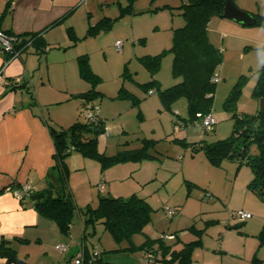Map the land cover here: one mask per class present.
Returning <instances> with one entry per match:
<instances>
[{
  "label": "rangeland",
  "instance_id": "374dc122",
  "mask_svg": "<svg viewBox=\"0 0 264 264\" xmlns=\"http://www.w3.org/2000/svg\"><path fill=\"white\" fill-rule=\"evenodd\" d=\"M233 1L253 15H264V0ZM128 5L129 10L122 14L121 7ZM74 11L66 26L73 24L76 36L67 43L73 46L69 48L62 43L67 50L66 59L60 58L64 53L61 50H52L49 56L52 87L43 89H47L52 103L40 107L43 116L60 122L51 121L54 128H67L74 122L85 121L90 108H98L105 129L98 136L97 147L107 156L139 148L143 139L153 141L148 147L151 156L127 159L107 167L97 158L78 153L81 169L69 176L76 206H95L98 195L123 198L136 195L150 205L151 221L143 232L133 235L135 244H140L147 236L173 234L172 240H165L175 243L176 248L195 239L201 240L202 244L192 252L191 264H264V243L260 239V232L264 230V197L248 188L253 176L250 166L239 165L235 158H225L219 166H214L203 150H194L191 145L202 139L212 142L230 136L235 119L224 102L237 84L236 113L255 114L260 109L264 95H257L254 90L259 77L264 75V27L240 24L217 15L208 22V38L220 49L222 61L216 69L219 81L211 108L216 124L214 130L204 132L196 121H188L187 127L176 129L175 119L188 116L185 98H179L167 109L157 92L144 91L140 86L152 78L157 79L162 88L180 80L172 74L170 52L161 56L160 68L154 75L139 58L158 54L171 46L173 29L184 24L181 0H82ZM103 17L111 19L107 27L89 34V27ZM117 40L122 43L120 50L116 47ZM81 54H87L90 67L98 76L94 83L98 93L89 100L80 96L68 100L65 92L83 93L91 88L90 82L77 76L76 56ZM36 75V79L42 76L47 83L43 66ZM121 88L137 97L138 104L131 98L119 97ZM72 112L74 117L70 116ZM249 153H258L255 143L250 145ZM104 172L113 176L114 191H99L97 182ZM74 183L78 184L79 192ZM185 199L188 202L183 211ZM166 204L175 206L178 213L169 216L164 209ZM244 205L250 207L253 217L245 222L231 218V212ZM95 229L96 234L88 238V244L92 241L99 255L103 252L113 261L121 260L122 264H146L144 251L124 250L129 243L116 242L101 223H96ZM220 240L224 241L222 247ZM112 260L106 264H115ZM97 261L98 258L95 264ZM153 264L175 263L155 260Z\"/></svg>",
  "mask_w": 264,
  "mask_h": 264
},
{
  "label": "trees",
  "instance_id": "16d2710c",
  "mask_svg": "<svg viewBox=\"0 0 264 264\" xmlns=\"http://www.w3.org/2000/svg\"><path fill=\"white\" fill-rule=\"evenodd\" d=\"M224 5L225 0H181L184 24L173 29L171 46L158 54L139 58L151 75H154L160 68L161 56L166 52L172 54V74L180 80L172 86L162 88L160 82L152 78L148 82L140 83V86L144 91L157 92L162 105L167 109H170L179 98H185L188 116L178 118L184 124H188V121L192 123L196 121L198 114L211 113L216 88V82L212 81V77L216 75L222 55L220 49L210 42L207 25L211 17L222 14ZM129 7L130 5L121 7V13L128 11ZM254 16L256 17L254 24L264 27V15ZM110 22V18L103 17L95 26L89 27L88 33L94 34L97 30L107 27ZM69 34L73 39L74 36L70 31ZM17 35L24 40L31 38L32 43L37 40L35 34ZM77 66L79 76L91 83L88 91L79 93L77 96L84 100L92 99L98 93L94 89L98 76L92 71L87 54L77 56ZM16 86H20V83L14 84L13 87ZM238 92L237 84L224 102L225 107L233 111L235 119L230 136L212 142L202 139L191 145L194 150H203L208 162L214 166H219L225 158H235L239 165L243 163L249 165L253 176L248 183V188L257 196L264 197V110L259 109L255 114L236 113L234 102ZM254 93L264 95V75L259 77ZM118 96L131 98L134 104L139 102L137 97L124 88L119 90ZM103 121L99 115L96 122L85 119L83 122H74L67 128H54L49 125L55 147L53 154L55 163L51 168L53 179L45 188L35 191L31 189V192L23 195L22 200L28 197L33 208L39 214L53 220L64 233H68L74 214L79 212L83 219L85 236L87 227L95 228L96 223H101L116 242L129 243L124 250L131 252L141 250L144 253L148 251L158 255L156 260L191 264L193 250L202 244L200 239L186 242L179 249L174 247L175 243H167L161 237L147 236L140 244L134 243L133 235L143 232L145 225L151 221V207L144 198L136 195L129 198L98 195L95 206L90 204L83 208L76 206L68 189L67 158L71 153L77 152L86 157L97 158L103 167L127 159L136 160L151 156L148 153V147L153 142L151 139H143L142 145L136 149L123 150L109 156L100 153L97 145L98 136L104 131ZM98 127L100 130L95 131ZM252 143H255L258 148V153L254 155L249 153ZM191 229H194V226H191ZM260 239L261 243H264V230L260 232ZM15 241L17 239L0 238V257L5 259L4 264H34L18 255L14 246ZM90 257L91 255L84 256L85 264ZM99 261L98 258L96 264H100Z\"/></svg>",
  "mask_w": 264,
  "mask_h": 264
},
{
  "label": "crops",
  "instance_id": "0c3cea01",
  "mask_svg": "<svg viewBox=\"0 0 264 264\" xmlns=\"http://www.w3.org/2000/svg\"><path fill=\"white\" fill-rule=\"evenodd\" d=\"M81 1L0 0L1 30L12 34L28 33V36H37L34 43L7 63L4 61L9 55L0 52V238L17 239L14 246L18 255L34 264H73V258L79 251L88 257L96 248L92 241L88 244V238L92 239L96 229L90 230V227H87L85 236L83 219L79 212L74 214L68 233H64L53 220L39 214L28 197L19 200L12 193L13 188H19L23 183L29 185L33 191L40 190L53 179L51 168L55 163V147L49 125H52L51 121L60 122L56 118L47 120L40 107L52 103L48 100L47 89H43L46 86L52 87L49 56L52 50H61L64 53L60 58L63 59L67 52L66 47L73 46L72 43L67 44L72 41L69 31L76 36L73 24L66 26ZM62 43L68 46L64 47ZM75 63L78 72L77 62ZM42 66L45 68L47 83L42 76L36 79V72L40 71ZM73 72L72 67L71 74ZM77 76L82 79L79 73ZM16 77H20V86L13 87V79ZM79 93L82 92H65V99L69 100ZM73 114L74 112L70 113V116L74 117ZM100 117L102 118V115ZM103 124L105 129L104 121ZM79 163L78 153L73 152L68 156L69 176L81 169ZM111 177L113 176L110 173L105 172L104 176L102 174L100 177L97 183L103 184L102 191L115 190L114 184L113 187L111 185V181H114ZM68 182V189L72 190V187H69L70 177ZM74 187L79 192L77 183H74ZM22 194L25 195L24 192ZM248 194L253 197L251 193ZM250 200L252 201L251 198ZM187 202V199L183 201V211ZM241 209L250 212L248 206L244 205ZM252 217L253 215L250 218ZM223 242L219 241L220 247ZM60 246H65L66 250L61 251ZM98 258L100 264L112 260V257L105 256L103 252ZM4 263L5 259L0 257V264ZM113 263L122 264L121 260Z\"/></svg>",
  "mask_w": 264,
  "mask_h": 264
},
{
  "label": "built area",
  "instance_id": "2783aa9c",
  "mask_svg": "<svg viewBox=\"0 0 264 264\" xmlns=\"http://www.w3.org/2000/svg\"><path fill=\"white\" fill-rule=\"evenodd\" d=\"M30 44H32L31 38H26V40H24L21 36H18L17 34L8 33L0 29V52L7 53L9 55L8 58L4 61V63H7L10 59L17 57L20 54V52ZM121 44L122 43L119 40L116 41V47L118 50H120ZM212 81L217 83L219 81V77L217 75H214L212 77ZM19 82H20V77H16L13 79V84H17ZM174 114L175 116H177L178 112L175 111ZM98 117H99L98 108H93V109L90 108L85 115V118L92 122H96L98 120ZM215 124H216V120L211 113H207L204 115L198 114L196 125L202 131L204 132L212 131ZM187 126L188 124H184L183 122L178 120V118H176V123H175L176 129ZM97 186L98 189L102 191L103 184L100 182ZM22 192H24L25 194L31 192V188L29 187V185L23 183L19 188H15V189L13 188L12 190L13 195L19 200L23 199ZM164 209L169 216H174L178 213V209L170 204L164 205ZM231 215L239 222H243L252 216V214L249 211L244 209H238L235 212H231ZM173 237H174L173 234L161 235V238L163 239H172ZM59 249L61 251H65L66 247L60 246ZM157 256L148 251L145 252L146 264H153L154 261L157 259ZM98 257H99V252L96 249H93L91 257L88 259L87 264H95ZM167 258H169V256ZM73 264H85L84 255L82 251H79L76 254L73 260Z\"/></svg>",
  "mask_w": 264,
  "mask_h": 264
},
{
  "label": "water",
  "instance_id": "95a60500",
  "mask_svg": "<svg viewBox=\"0 0 264 264\" xmlns=\"http://www.w3.org/2000/svg\"><path fill=\"white\" fill-rule=\"evenodd\" d=\"M221 17L234 20L240 24L251 25L256 22V17L246 10L239 8L233 0H225V5ZM261 110H264V100L261 102ZM100 130L99 127L95 131Z\"/></svg>",
  "mask_w": 264,
  "mask_h": 264
}]
</instances>
